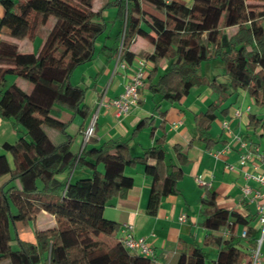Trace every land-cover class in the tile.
I'll list each match as a JSON object with an SVG mask.
<instances>
[{
  "label": "trees",
  "instance_id": "16d2710c",
  "mask_svg": "<svg viewBox=\"0 0 264 264\" xmlns=\"http://www.w3.org/2000/svg\"><path fill=\"white\" fill-rule=\"evenodd\" d=\"M94 1L0 0L4 11L0 30L15 40H42L36 53H22L15 42L0 39V118L11 120L17 132L19 127L24 131L16 143L3 145L12 166L0 155V177L9 175L0 185V263L154 264L152 258L129 252L118 240L110 246L101 237H111L118 230L103 211L132 187L126 168L141 165L152 179L148 215H156L163 198L178 194L182 171L166 162L163 118L158 138H154L153 118L147 117L136 124L128 141L109 140L95 146L93 135L76 154L72 137L65 132L67 124L50 116L53 106L83 120L89 114L85 89L73 86L70 79L78 66L94 56L96 41L107 26L101 16L103 8H115L116 19L124 22L113 54L118 62L131 64L138 56L129 52L137 38L152 46L151 53L139 54L153 66L146 78L152 95L173 104L192 89L207 86L215 96L194 117L197 134L193 140L203 143L206 150L218 144L210 135L211 124L230 98L244 92L253 105L264 107V0H193L189 6L173 0H109L97 10ZM162 60L167 61V68L153 83ZM213 60L222 63L224 82H216L217 78L210 82L200 74L201 65ZM8 75L29 82L31 94L15 86L2 90ZM45 129L58 131L63 140L53 143ZM144 129H149L153 145L135 156L130 141ZM173 151L182 164V148L174 146ZM84 169L90 173L69 179ZM216 196L206 190L200 200L202 228L228 231L226 237L208 234L203 241V247L218 249L216 260L210 262L205 251L195 246L190 254L182 253L177 264L251 263L255 240L237 235L236 229L247 227L252 215L219 208ZM41 211L54 217V225L34 230V243L21 240L19 229Z\"/></svg>",
  "mask_w": 264,
  "mask_h": 264
},
{
  "label": "crops",
  "instance_id": "0c3cea01",
  "mask_svg": "<svg viewBox=\"0 0 264 264\" xmlns=\"http://www.w3.org/2000/svg\"><path fill=\"white\" fill-rule=\"evenodd\" d=\"M107 1L109 0L104 2ZM173 1L184 4L188 0ZM192 2L193 0H190L187 6ZM95 8L96 6H94V10H97ZM3 13L0 5V19ZM102 16L104 19L103 14ZM108 19L111 22L110 28L107 24L104 34L97 39L92 60L78 66L70 79L73 86L85 89L84 104L89 109L87 118L83 120L79 116L72 115L70 111L57 106L51 108L50 116L67 124L65 132L72 137V151L76 154H79L86 144L84 132L93 121L95 123L97 117L94 134L95 146L109 140L128 141L136 124L147 117L153 118L154 126L157 127L154 138H158L162 135L158 126L163 118L166 162L175 163L180 167L182 179L177 183L178 194L163 198L156 215L150 216L146 213V205L152 179L145 174L144 167L141 165L126 168L124 172L132 178L133 185L124 197L115 198L105 206L104 217L116 223L118 230L111 237H101L102 240L113 246L122 234L121 228L129 225L133 238H143L152 249L154 264H177L180 255L182 253L190 254L191 249L195 246L202 248L208 260L213 262L216 260L218 249L203 247V241L208 234L224 236L226 231L208 232L201 226L202 206L200 200L205 191L209 190L216 193V204L219 208L235 211L243 216L252 215L253 220L250 224L245 228L237 227L236 233L240 236L243 231H246L247 236L254 239L256 243L260 232L256 206L255 202L251 200L252 194L244 195L243 189L248 187L251 192L258 190L257 182L253 178L246 179L245 174L255 177L264 171V165L256 157L259 154H264V127L261 125L264 107L253 105L248 99L249 103L244 111L240 107L233 109V105H237L240 99L244 103L247 96L241 92L230 98L222 107L224 112L211 124L210 135L218 141V144L208 151L203 143L193 140L197 134L194 117L203 113L207 109L205 108L206 104L209 101L211 104L215 100V96L209 89L201 87L192 89L178 103L171 104L161 101L159 95H152L148 90L146 78L153 68L148 62L145 69V85L140 92L138 106L126 116L117 119L109 102L122 93L125 84L138 68L137 62L145 60L140 58L139 54L151 53L152 46L146 40L137 38L129 47V52L138 56L131 64L118 62V57L113 54L115 55L116 40L123 31L124 22L116 19V13H110ZM5 36H9L7 31L1 29L0 39H4ZM139 39L142 41L139 42ZM13 42L18 45L19 51L22 53H36L42 40L37 38L34 41ZM123 64L124 67H122ZM166 68L167 61L162 60L158 64V74L153 83L159 75L165 72ZM6 77L2 90L9 80L13 82L12 86L31 94V86L25 83L27 81L18 77L15 80L12 78L6 80ZM156 106L159 107V110L156 109ZM252 106H256V109H253ZM237 112L240 113L239 116H236ZM160 113L163 114L160 116ZM251 120L254 122L252 125H250ZM224 122L228 123L229 133L222 127ZM17 130L19 132L14 129L11 120L0 118V155L6 156L10 166H12V160L10 155L4 151L3 145H13L17 142L19 134L23 131L20 127ZM45 132L55 144L63 140L58 131L45 129ZM235 137L240 138L246 144V148H240V142L235 140ZM153 141L154 139L149 136V131L140 132L134 140L130 141L132 154L141 156L145 149L153 145ZM174 146L182 148V153L185 156V161L182 164H179L175 157ZM245 154H251L253 159L247 160L245 165L241 166L240 158ZM89 173L84 169L79 173L71 174L69 179H78ZM8 179V174L0 177V185L6 183ZM182 215L185 216L183 222L179 221ZM253 222L256 223L255 226L252 225ZM54 223L55 219L52 215L41 211L28 222L26 227L19 229L18 236L23 241L34 243V230L51 227ZM12 244V248L15 249L16 243L12 242ZM249 248L251 247H247V249ZM260 251H264V247H261ZM0 264H7V262ZM261 264H264V256H262Z\"/></svg>",
  "mask_w": 264,
  "mask_h": 264
},
{
  "label": "built area",
  "instance_id": "2783aa9c",
  "mask_svg": "<svg viewBox=\"0 0 264 264\" xmlns=\"http://www.w3.org/2000/svg\"><path fill=\"white\" fill-rule=\"evenodd\" d=\"M137 64H138V68L132 74L130 80L125 84L122 93H120L116 98L112 99L109 102V106L113 109L114 116L117 119L126 116L132 109L138 106V103L140 101V92L144 87L145 78H146L145 69L148 64V61L139 60ZM124 66L125 65L123 64L122 67ZM247 110L249 111V108ZM239 115L240 113L237 112L236 116H239ZM93 125H94V121L84 132L85 142L88 140V138L94 135ZM261 125L262 127H264V113H262ZM222 127L229 133V127H228L227 122L222 123ZM235 140L240 142V148H246V144L240 138L235 137ZM256 157H258V160L261 162L262 165H264V154H259ZM252 159H253V156L251 154L242 155L240 158V165L244 166L247 160H252ZM245 177L246 179L253 178L259 185V189L254 192H251V190L248 187H245L243 189V193L246 196L252 194L251 200L255 202L256 217L260 225V229H261V239L256 241L255 246L250 251V254H251L250 264H261L260 249H261L262 240H264V171H261L255 177L247 175V174H245ZM179 221L181 222L185 221V216L182 215L179 218ZM121 233L122 234L118 238V242L126 250H128L131 253L138 252L139 254L143 256L153 258L154 253L152 249L150 248V246L146 244L144 239L143 238H137V239L133 238V235L131 232V226L125 225L123 228H121ZM227 235H228V231L224 233L225 237ZM240 236L243 238H246L247 237L246 231H243Z\"/></svg>",
  "mask_w": 264,
  "mask_h": 264
},
{
  "label": "rangeland",
  "instance_id": "374dc122",
  "mask_svg": "<svg viewBox=\"0 0 264 264\" xmlns=\"http://www.w3.org/2000/svg\"><path fill=\"white\" fill-rule=\"evenodd\" d=\"M104 1L105 0H95L94 1V6H96V8H98V7H101L102 5H103V3H104ZM189 2H190V0H188L186 3H184V4H189ZM95 8V9H96ZM110 13H116V9L115 8H113V7H106V8H103L102 9V12H101V16H102V14L104 15V22H106L107 24H108V28H110V25H111V22H110V20L108 19V17H109V15H110ZM103 17V16H102ZM229 33H231V31L229 30ZM4 40H8V41H11V42H13V41H16V42H19V40H15V39H13L12 37H10V36H5L4 37ZM142 40L141 39H139V42H141ZM223 73H224V67H223V65H222V63L219 61V60H213V61H209V62H205V63H203L202 65H201V67H200V74L202 75V76H204L205 78H206V80L207 81H212V79L213 78H217L216 79V82H224V76H223ZM10 78H12V79H17L16 78V76H12V75H8L7 77H6V80L7 79H10ZM26 81V80H25ZM28 86L30 85V83L29 82H25ZM12 84H13V82L11 81H9V80H7V82H6V84H5V88H4V90L5 91H7L8 90V88L10 87V86H12ZM31 86V85H30ZM4 87V86H3ZM203 88H206V89H208L207 88V86H203ZM5 93V92H4ZM248 97H247V100H245V101H243L244 103H242L241 102V99H240V101H238V103H237V105H233V109H236V108H239L240 107V109L242 110V111H244L245 110V108H246V106L248 105V103H249V101H248ZM210 102L211 101H209L207 104H206V106H205V108H207V106L210 104ZM252 108L253 109H256V106H252ZM203 110H205V109H203ZM95 112V111H94ZM259 113H260V111H258ZM261 115V114H260ZM98 118V117H97ZM97 118H96V121H95V124L97 123ZM94 126V125H93ZM144 131H149V129H144V130H142V132H144ZM22 134H24V131H22L20 134H19V137L22 135ZM27 138L29 139V137L27 136ZM12 210L14 211V209L12 208ZM252 225L253 226H255L256 225V223L255 222H253L252 223ZM261 239V229H260V232H259V235H258V239H256V241H258V240H260ZM262 244H264V240H262V243H261V247H264V245H262ZM12 246L13 247H15L14 246V244H12ZM262 256H264V251H260V261L262 260Z\"/></svg>",
  "mask_w": 264,
  "mask_h": 264
}]
</instances>
